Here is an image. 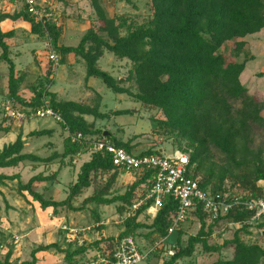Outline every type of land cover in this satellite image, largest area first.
I'll use <instances>...</instances> for the list:
<instances>
[{
  "label": "trees",
  "instance_id": "trees-1",
  "mask_svg": "<svg viewBox=\"0 0 264 264\" xmlns=\"http://www.w3.org/2000/svg\"><path fill=\"white\" fill-rule=\"evenodd\" d=\"M90 1L96 19L102 23L100 33L108 34L112 42L92 28L77 47L62 46V30L53 22L43 26L28 13L25 6L14 13L0 12V57L8 66L9 101L13 108L30 115L48 100L64 123L55 121L67 134L62 154L41 158L24 153L26 142L20 133L16 142L1 150L0 169H17L27 162L49 165L56 159L60 160V165L67 160L73 164L78 154L82 155L78 161L88 155L81 144L72 142V135L82 133L86 138L101 139L105 134V131L89 124L85 116L96 119L107 117L98 108L58 101L57 96L48 90V86L54 83L50 78L45 81L39 79L31 86L32 97L25 100L20 95L23 82L17 77L8 43L13 39L14 32L4 33L1 28L9 20L29 24L31 34L50 41L53 51L60 55L81 57L86 63L88 78L101 80L114 94L131 96L143 105L160 111L162 119L155 121L159 129L156 135L172 141L175 152L189 155V177L199 181L203 190L213 195L227 194L232 201L242 194L245 195L243 201L260 197L264 185V150L255 147V129H264V102L250 95L243 86L241 77L246 62L238 61L236 56L240 54L227 56L221 50L230 42L264 30V0H150L153 15L142 25L133 24L127 18L113 19L102 0ZM121 1L134 5V0ZM2 2L0 0V4ZM122 31L126 33L124 36ZM244 46L243 42L237 43L235 51L239 52ZM106 51L131 63L127 78V82L132 84L130 88L121 85L119 80L97 66ZM53 133L54 130L34 131L30 137H51ZM107 138L129 153L134 150L131 141L121 142L111 134ZM142 154L162 155L155 150ZM60 172L61 168L50 175L41 173L27 184L21 181L19 175L0 174V185L16 181V193L21 198L27 201L28 194L41 209L52 208L55 213L63 207L79 212L92 203L102 206L122 203L119 214L125 216L127 208L132 209L139 198L147 196L155 176V172L148 170L134 173L136 181L124 195L109 197L118 178L125 173L113 166L109 155L93 154L81 165L66 200L57 202L36 191V185H53ZM94 187V193L84 199L81 207L75 208L73 203ZM139 189L144 192L138 198L136 193ZM151 206L152 202H147L127 216L124 230L116 239L101 238L91 244H80L77 240L68 242L67 233L63 232L61 242L37 246L31 252L32 261L21 264H37L36 255L42 252L61 255L66 264H79L78 258L91 250L103 256L109 254L106 264H115L113 255L117 245L125 238L136 239L139 230L149 231L145 238L151 246L168 238L177 202H165L150 225L140 222L141 217L151 220L148 215ZM197 216L200 222L198 234L190 237L188 245L184 246L183 229L178 230L173 235L177 236L173 246L175 255L166 264H178L191 258L197 246H202L206 254H220L226 248L234 249L232 259L213 264H264V247L244 241V237L253 236V229L264 230V218L253 221L255 213L241 205L235 206L226 217L214 224L208 225L202 212H198ZM229 225L239 226L232 240L225 241L223 245L209 244L217 227ZM102 229L99 228V231ZM173 236L168 239L169 243ZM12 258L13 249H10L2 264H13Z\"/></svg>",
  "mask_w": 264,
  "mask_h": 264
},
{
  "label": "rangeland",
  "instance_id": "rangeland-1",
  "mask_svg": "<svg viewBox=\"0 0 264 264\" xmlns=\"http://www.w3.org/2000/svg\"><path fill=\"white\" fill-rule=\"evenodd\" d=\"M38 2L41 9L53 13V23L62 30L60 45L77 47L82 37L92 28L98 31L100 36L111 41L108 34L100 33L99 28L102 23L96 19L90 0H38ZM102 2L108 15L113 19L127 18L133 24L142 25L153 15L150 0H134V5H129L121 0H102ZM22 8L23 4L20 0H3L0 4V12L4 13L18 12ZM22 33L24 35H20L16 40L23 42L24 45L20 48L16 44L17 41L13 42L11 57L13 60L20 57L15 64L17 77L23 82L20 95L25 100L32 97L31 86L39 79L45 81V79L50 78V81L53 80L54 83L48 86V90L57 96L58 101L76 102L91 108H98L102 115L107 116L103 119L85 116L87 122L93 124L95 129L105 131L108 137L111 134L113 138L121 142L131 141L135 153L155 150L160 154L162 153L164 157L175 155L176 148L172 141L156 135V131L159 129L155 121L162 119L160 111L154 107L143 105L131 96L114 94L97 78H88L86 63L81 57L63 56L54 51L60 58L58 67H55L49 60L48 41L39 39L37 36L30 37L27 30L23 32L22 29ZM125 34L122 31L121 35L124 36ZM241 42L245 46L236 52V44ZM221 51L227 56L240 54L236 56L238 61L246 62V69L241 77V82L250 95L255 96L258 101L264 102V30L245 39L230 42L224 45ZM1 53L0 50V56ZM97 66L119 80L121 85L128 88L132 86L127 82L131 67L128 60L119 59L106 51L98 60ZM8 100H10L8 66L0 57V152L4 147L16 142L19 134L22 133L23 140L26 142L24 153L41 158H49L53 154L63 153L64 140L67 134L54 119L32 118L21 121L10 119L5 110ZM127 111L131 113L125 114L124 112ZM262 116L264 117V112ZM40 130H54V133L51 137H30L32 132ZM255 140V147L264 150V129H255ZM88 158L89 156L81 158L77 164H70L67 160L64 165H60L59 159L49 165L27 162L17 169H0V174L19 175L21 181L27 184L33 177L41 173L50 175L61 168V172L53 185H36L37 192L44 193L46 198L60 202L67 199L70 187L77 180L81 165ZM135 181V176L121 174L114 188L110 191L109 197L124 195ZM17 186L16 181L0 185V264L4 262L10 249H13V264L32 261L31 252L40 246L38 244L44 245L47 240L49 242L62 241V233L64 232L62 228L64 226L75 230V240L78 242L80 239L83 240L82 244H91L103 235L105 239H116L124 230V221L127 216H131L133 212L132 209L127 208L125 216H121L119 208L123 206L122 203L110 206L92 203L83 211L76 212L63 207L58 208L57 213H55L52 208L41 209L40 205L28 194H26L27 201L21 198L16 193ZM94 191L95 187L90 189L84 197L76 200L73 206L75 208L81 207L84 199L91 196ZM143 192V189H139L136 193L137 197L142 196ZM152 219V216L151 220L141 217L140 222L150 225ZM99 228H103L102 231H99ZM238 228V225L217 227L209 239V244L223 245L225 241L233 239ZM182 229L183 244L187 246L189 238L198 234L200 222L193 217L183 225ZM148 232L147 229L139 230L135 239L144 252H148L152 248L145 238ZM252 233L253 236L244 237V241L264 247V230L253 229ZM176 240L177 236L175 235L172 237L170 245L174 246ZM168 247L169 245L165 247L164 251L152 253L144 263L140 264H166L170 260V257L165 255ZM50 254L56 255L55 253ZM87 255L90 256L87 257ZM87 255L80 261H84L81 264H93V256L90 252ZM233 255V248H226L220 254H206L202 246H197L196 252L191 258L183 259L178 264H213L219 260H230ZM48 263L54 264V261L53 263L48 261Z\"/></svg>",
  "mask_w": 264,
  "mask_h": 264
},
{
  "label": "built area",
  "instance_id": "built-area-1",
  "mask_svg": "<svg viewBox=\"0 0 264 264\" xmlns=\"http://www.w3.org/2000/svg\"><path fill=\"white\" fill-rule=\"evenodd\" d=\"M26 7L28 13L35 17L36 21L45 26L48 22H53L54 15L52 12L41 9L38 0H20ZM49 60L58 67L60 58L54 53L50 41ZM8 118L13 120H28L32 118L46 119L51 118L58 122L63 119L56 115L50 107L48 100L44 101L41 108L27 115L26 112L13 108L11 101H7L5 108ZM73 143H79L84 147V151L88 156L93 154H107L111 157L114 167L122 170L125 174L142 173L146 170L155 172L153 186L147 196L138 199L132 207L133 211L138 210L147 202H152V206L148 210L153 218L156 217L158 211L168 200H174L178 204V208L174 213L172 226L168 231V238L160 243L152 246L148 252H144L137 244L134 238H125L117 245L114 250L113 258L115 264H140L144 263L152 254L166 249L165 255L173 257L175 249L168 239L176 234L183 225L191 218L199 220L197 214L202 212L206 217V223L214 224L223 217H226L235 206H243L249 211L255 213V220L264 218V185L260 197L243 201L244 194L235 197L232 201L226 195H213L201 188L199 181L189 177L190 157L187 154L175 152L174 156L164 157L156 155H144L142 153H129L124 148L115 146L107 137L101 139L86 138L82 133H76L71 136ZM82 157L78 154L76 160ZM242 192H240L241 194ZM63 231L67 233L68 242H73L76 238V232L73 229L64 226ZM82 244V241L80 240ZM107 254L103 256L100 252H96V264H106Z\"/></svg>",
  "mask_w": 264,
  "mask_h": 264
},
{
  "label": "crops",
  "instance_id": "crops-1",
  "mask_svg": "<svg viewBox=\"0 0 264 264\" xmlns=\"http://www.w3.org/2000/svg\"><path fill=\"white\" fill-rule=\"evenodd\" d=\"M1 28H2V31L4 32V33H8V32H11V31H13L14 32V37H13V39L12 40H10V41H8V43H9V45L11 46V51L13 50V42H16L17 40H16V38L17 37H20V35L21 36H23L24 34L22 33V29H23V32H25L26 30L29 32V35H30V37H34L35 35H32L31 34V27H30V25L29 24H27V23H24V22H16V23H14V22H11V21H5L2 25H1ZM23 34V35H22ZM17 45H18V47H22L23 45H24V43L23 42H18L17 41V43H16ZM20 51V50H19ZM20 53H21V51H20ZM37 54V53H36ZM39 55V54H38ZM19 58L20 57H18L16 60L18 61L19 60ZM16 60H14V62L15 63H17L16 62ZM16 65V64H15ZM13 134V133H12ZM25 141V140H24ZM162 152V151H161ZM74 164H77V162H75ZM46 238V237H45ZM101 238H105V236L103 235L102 237H100V238H98V240H100ZM83 239V238H82ZM81 240V239H80ZM83 241V240H82ZM97 241V240H96ZM51 243H55V242H49L48 240H47V242L44 244V245H48V244H51ZM81 244V243H80ZM38 245H41V244H38ZM90 253H91V255L93 256V260H92V263L93 264H96V253L94 254L93 252H96V251H89ZM88 252V253H89ZM87 253V254H88ZM87 254H85V255H87ZM85 255L84 256H82V257H80V258H78V260H79V264H81V263H83L84 261H82V262H80L82 259H84V257H85ZM88 256H90V255H87V257ZM91 256V257H92ZM36 258H37V264H49L48 263V261L51 263H53V261H54V264H66L65 262H64V258H63V256H61V255H52V254H50V253H48V252H42V253H39V254H37L36 255Z\"/></svg>",
  "mask_w": 264,
  "mask_h": 264
},
{
  "label": "water",
  "instance_id": "water-1",
  "mask_svg": "<svg viewBox=\"0 0 264 264\" xmlns=\"http://www.w3.org/2000/svg\"><path fill=\"white\" fill-rule=\"evenodd\" d=\"M104 137H108V134H107V133H105V134H104Z\"/></svg>",
  "mask_w": 264,
  "mask_h": 264
}]
</instances>
